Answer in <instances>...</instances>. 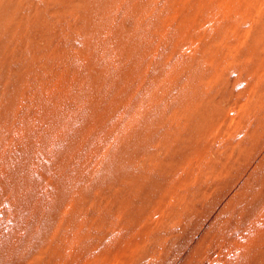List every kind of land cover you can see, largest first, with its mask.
Segmentation results:
<instances>
[{"label":"rangeland","instance_id":"obj_1","mask_svg":"<svg viewBox=\"0 0 264 264\" xmlns=\"http://www.w3.org/2000/svg\"><path fill=\"white\" fill-rule=\"evenodd\" d=\"M0 264H264V0H0Z\"/></svg>","mask_w":264,"mask_h":264}]
</instances>
